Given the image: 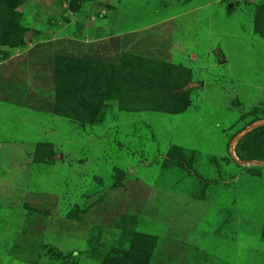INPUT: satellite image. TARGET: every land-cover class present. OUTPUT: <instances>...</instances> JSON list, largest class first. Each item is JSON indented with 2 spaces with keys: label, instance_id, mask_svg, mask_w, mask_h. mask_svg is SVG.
Listing matches in <instances>:
<instances>
[{
  "label": "rangeland",
  "instance_id": "rangeland-1",
  "mask_svg": "<svg viewBox=\"0 0 264 264\" xmlns=\"http://www.w3.org/2000/svg\"><path fill=\"white\" fill-rule=\"evenodd\" d=\"M261 16L0 0V264H264Z\"/></svg>",
  "mask_w": 264,
  "mask_h": 264
},
{
  "label": "trees",
  "instance_id": "trees-1",
  "mask_svg": "<svg viewBox=\"0 0 264 264\" xmlns=\"http://www.w3.org/2000/svg\"><path fill=\"white\" fill-rule=\"evenodd\" d=\"M260 19L262 20V22H264V18L261 16L260 17ZM261 20H260V22H261ZM259 22V23H260ZM261 22V23H262ZM221 55V54H220ZM220 57V56H219ZM218 61H220V58H218L217 59ZM53 157H52V155H49V156H46V157H41V159H43L42 161H44V162H47V161H50L51 159H52Z\"/></svg>",
  "mask_w": 264,
  "mask_h": 264
},
{
  "label": "water",
  "instance_id": "water-1",
  "mask_svg": "<svg viewBox=\"0 0 264 264\" xmlns=\"http://www.w3.org/2000/svg\"><path fill=\"white\" fill-rule=\"evenodd\" d=\"M199 88L201 89V84H199Z\"/></svg>",
  "mask_w": 264,
  "mask_h": 264
},
{
  "label": "crops",
  "instance_id": "crops-1",
  "mask_svg": "<svg viewBox=\"0 0 264 264\" xmlns=\"http://www.w3.org/2000/svg\"><path fill=\"white\" fill-rule=\"evenodd\" d=\"M137 37V36H136ZM23 103V101H21Z\"/></svg>",
  "mask_w": 264,
  "mask_h": 264
}]
</instances>
